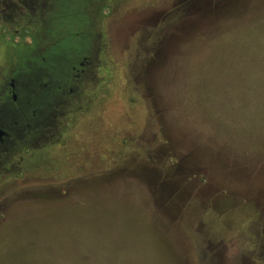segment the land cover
I'll use <instances>...</instances> for the list:
<instances>
[{
	"label": "rangeland",
	"instance_id": "obj_1",
	"mask_svg": "<svg viewBox=\"0 0 264 264\" xmlns=\"http://www.w3.org/2000/svg\"><path fill=\"white\" fill-rule=\"evenodd\" d=\"M101 2L73 125L0 169V264H264V0ZM49 32L0 18V75Z\"/></svg>",
	"mask_w": 264,
	"mask_h": 264
},
{
	"label": "flooded vegetation",
	"instance_id": "obj_2",
	"mask_svg": "<svg viewBox=\"0 0 264 264\" xmlns=\"http://www.w3.org/2000/svg\"><path fill=\"white\" fill-rule=\"evenodd\" d=\"M77 1L0 0V18L20 27L35 25L39 19L47 25L57 24L61 18L58 15L61 7L66 4L75 5ZM101 1L80 0L85 14L80 20L94 25L100 15L112 11V5ZM48 9L53 13L45 17ZM48 34L54 41L41 64L23 58L0 75V169L8 170L6 166L14 158L16 150L26 148L28 154H19L14 165L15 170L26 172L28 167L24 169L22 164L32 161L31 158H39L41 147H52L59 142L62 134L73 125L77 112L79 114L83 108V104L75 103H83V98H80V94L77 97L70 95L63 79L75 61L82 60L81 65L90 62L91 57L87 56L91 54L90 36L85 40L74 36H66L61 40L53 31ZM73 40L78 41L72 43ZM72 68L75 69L76 66ZM44 77H48L49 81H44ZM68 107L71 108L65 111ZM67 112L70 118L59 120L58 116L66 115Z\"/></svg>",
	"mask_w": 264,
	"mask_h": 264
},
{
	"label": "trees",
	"instance_id": "obj_3",
	"mask_svg": "<svg viewBox=\"0 0 264 264\" xmlns=\"http://www.w3.org/2000/svg\"><path fill=\"white\" fill-rule=\"evenodd\" d=\"M80 0L76 2L75 5L68 6V4L63 5L61 7L60 12L58 15L61 17L57 24H50L48 25L51 32L57 33L61 40H64L62 38H68V37H75L77 39H87L85 38L82 33L83 31L90 32L92 25L90 23H87L85 21H81L83 16H85L82 7H81ZM72 18L75 20H68L64 18ZM74 41V42H73ZM72 43L77 42L78 40H73Z\"/></svg>",
	"mask_w": 264,
	"mask_h": 264
}]
</instances>
